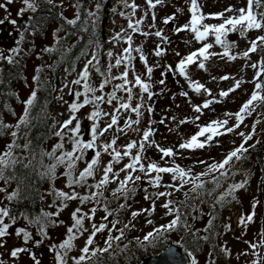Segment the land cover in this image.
Listing matches in <instances>:
<instances>
[{
  "label": "snow or ice",
  "instance_id": "1",
  "mask_svg": "<svg viewBox=\"0 0 264 264\" xmlns=\"http://www.w3.org/2000/svg\"><path fill=\"white\" fill-rule=\"evenodd\" d=\"M15 3L16 0H0V11L4 13L0 26L10 25L12 30L8 35L17 37L13 46L0 47V86L6 83L3 65L21 64L20 57L26 52L22 45L28 36L39 41L47 17L59 18L60 24L54 31H51L54 26L49 24L47 35L54 37V41L49 40L50 46L39 49L37 59H43L45 53H58L57 65H60L77 47L70 42L73 37L77 41L87 38V42L75 57V61H83L79 70L75 62H70L60 85L56 86L43 75L45 70L54 71L56 66L38 65L32 83L24 78L23 86L30 89L28 96L22 99L18 93H12L22 105V112L17 114L14 108H8L7 113L0 115V249L5 250L0 251V264H44L42 257L46 255L50 257L47 264H120L122 257L132 255L133 247L144 251L157 249L168 243L173 233L180 235L165 248L167 264H201V258L194 253L205 244L210 248L205 251L204 264H218V257L231 259L234 254L227 243L221 245L213 238L233 231L231 217L217 230L220 211L233 202L240 203L237 193L247 190L253 174L242 165L252 159L258 147H264V0H246L243 6L227 5L221 11L208 13L204 12L203 0H185L187 19L183 24L177 23L183 8L158 16V6H166L165 0H144L143 8L137 0H116L117 7L112 8V13L125 20L126 26H120L119 31L113 29L107 41L112 47L107 50L96 38L103 0H68L67 3L66 0H21L22 6L13 16ZM69 7L73 10L71 17L66 15ZM138 12L142 14L138 16ZM158 19L162 25H171L168 32L158 27ZM253 32L257 35L250 38ZM169 33L177 38L187 33L190 39L184 43L195 42L199 46L182 54L172 47L174 41ZM137 35L157 38L149 53L158 58L154 63L142 45L135 46ZM233 35L237 39H230ZM239 40L246 41L244 50H238ZM120 45L124 46L116 51ZM38 47L33 42L28 50L36 53ZM170 49L178 59L174 64L162 63ZM215 58L243 61L241 72L251 69L253 77L245 80L243 76L221 75L219 80H232L233 84L227 90H220L218 99L212 89L192 75L194 69L209 72L210 62ZM137 60L143 71L137 68ZM157 69L158 80L153 79ZM93 73L100 78L98 84L93 82ZM170 75L182 89L184 85L177 77L185 82L188 90H181L178 95L185 98L194 115L153 120L156 99L171 91ZM211 80L217 77L211 75ZM245 83H251L253 88L237 111H225L223 118L198 123L206 112L215 115L214 105L221 104ZM44 87L50 93H59L55 99L66 106L59 113V116L67 114L65 119H57L45 106H38V94ZM157 87L159 91L154 90ZM190 91L202 97V102L194 103ZM65 94L71 100H66ZM176 98L177 94L173 93L171 99ZM3 107L0 105V109ZM145 113L147 127L141 129L139 125ZM8 114L16 119L7 120ZM253 117L249 127L246 120ZM169 119L176 123L177 129L194 124L196 131L181 137L173 146H164L156 141L158 129L153 125L168 127ZM38 121L46 124L48 137L56 138L51 150L41 146L43 139L36 140L34 129ZM242 125L248 130H241ZM168 131L173 129L168 127ZM129 133H136L138 139L118 144ZM229 135L239 137L241 142L237 145L233 140V146L220 159L196 157L190 165L178 162L195 157L198 151L220 147L221 138ZM149 149L159 154V160L147 156ZM104 156L108 157L106 162ZM259 171L264 173V168ZM239 174L244 178L225 187L226 182ZM165 176L169 178L167 181ZM259 179L264 182V175ZM59 180H63L62 187L57 186ZM42 183L47 184L43 191ZM220 189L223 190L218 192ZM140 193L148 207L134 208L140 202L137 199ZM49 198L47 209L41 206L35 215L19 210L25 201L38 200L43 205ZM73 202L76 206L71 209L69 220L61 219ZM158 205L166 219L159 225L154 219ZM261 206L264 204L252 197L250 210L238 217L241 235L235 238L246 245L235 254L241 264H264V227L253 239H244L249 225L256 223L257 208ZM140 218H144L145 226L151 230L129 239L130 232L143 231L138 229ZM21 220L23 224L19 223ZM201 220L205 226L196 227L193 222ZM60 227L64 228L62 238L55 240L52 230ZM13 239L19 243L9 247ZM80 240L83 244L78 246Z\"/></svg>",
  "mask_w": 264,
  "mask_h": 264
},
{
  "label": "rangeland",
  "instance_id": "2",
  "mask_svg": "<svg viewBox=\"0 0 264 264\" xmlns=\"http://www.w3.org/2000/svg\"><path fill=\"white\" fill-rule=\"evenodd\" d=\"M137 2L141 5L142 8L144 7V0H137ZM245 2H246V0H203V3L205 4L204 12L205 13L218 12V11H221L227 5H235L236 7H240V6H243ZM165 5L166 6H163V7L158 6V8H159L158 16L159 17H163L165 14H171L178 8H183L184 11L181 13H178L179 19H178L177 23L183 24L186 21V19H187V4L185 3V0H165ZM66 14L69 17H71L73 15V10L70 7L67 8ZM141 14L142 13L138 12L137 15L139 16ZM113 20H115V22H116L115 24H113ZM146 24H147V21H146ZM157 24H158V27H163L166 32H168V29L171 27V25H162V23L160 22L159 19L157 21ZM53 26L54 27L51 29V31L54 30L56 27L55 25H53ZM109 26H110V35H111L113 29H115L116 31H119L120 26H126V21L123 20L121 17L117 16L116 18L111 20ZM169 35H172V38L174 41L172 47L179 50L182 54H187L190 50H193L195 47L199 46V45L195 44V42H193L192 44L184 43V40L190 39V37L187 33L180 34L182 38H177L172 33H169ZM255 35H257V33L253 32V33L249 34V37L253 38V37H255ZM156 39L157 38H151V37L150 38H144L142 36L137 35L134 37V42H135V46L142 45L144 47L145 53L149 54L150 49L153 48L154 42L156 41ZM233 39H237V37L235 36ZM49 40H53V37L46 35V37L44 39L36 41V43H38V45H39V47L36 50V53H33V52L28 50L30 52V58L28 60L27 69L25 72V77H27L28 83H32L31 77L34 75L35 69L40 62V59L36 58V54L39 53L40 48L49 46V44H48ZM123 46L124 45L118 46V51ZM246 47H247L246 41L239 40V49L238 50H244ZM215 50L219 51V49H215ZM256 58L257 57L255 55L252 57L253 60H255ZM156 59H158V58H155L149 54L150 62L154 63ZM177 59L178 58L172 54L171 49H170L167 58L165 60H162L161 62L174 64ZM135 63H136L137 68L140 71H143L142 64L138 60ZM243 63L244 62L240 61V60H238L236 62H227V61L221 60L219 58H215L213 61L210 62L209 72L206 73V72H202L198 69H194L192 71V75L195 79H198V80H200V82L205 83L210 89H212L213 94L216 95L218 99H220L218 97V92L220 90H227L228 87L233 84L232 80H229V81L219 80V77L221 75L229 74V75L235 76L236 78H240L241 76H243V78L245 80H251V78L253 77L254 73H253V70H251V69H245L243 72H241V67H242ZM82 66H83V64L80 66V68ZM120 70H122V69H120ZM159 72H160L159 69H157L154 72L153 79L158 80L160 78ZM211 75H215L217 77V80H215V81L211 80ZM72 78L73 77H71L69 79H72ZM92 79H93L94 83H97V84L99 83L100 78L97 74L93 73ZM177 79H180L181 85H184V88L182 89L179 85H177L175 83V81L171 78V75L169 76L168 88L171 89V91L167 95L160 96L156 99V104H155L156 112L152 115L153 120L159 121V119L162 116L171 117L172 115H175L178 118H183V117H191L194 115L191 111L190 106L185 102V98L180 97L178 95V93L181 90H188L187 86H186V84L182 78L177 77ZM24 84H25V82L24 83L19 82L15 86L16 90L18 91V94L20 95V97L22 99L26 98L30 92L29 88L23 86ZM252 88H253V85L251 83H245L241 89H238L235 93L231 94L229 98L224 99L221 104L214 105V107L216 109L215 115H213V113H211V112H206V114L201 117V120L198 123H204V122L208 121L209 119L215 118V117L223 118V113L225 111H229V112L237 111L239 109V107L241 106V104L245 100L248 99V96L251 93ZM154 90L159 91V88L157 87ZM66 92H67V90H65V93ZM173 93L177 94V98L175 100L171 99V95ZM190 96L193 98L194 103L202 102V97L196 96L194 93H191V91H190ZM65 99L71 100V97H69L68 95L65 94ZM177 104L180 105L179 108L176 107ZM12 105L15 108V111L17 112V114H20L22 112V105L20 104L19 101H12ZM105 107L107 109V106H105ZM65 108H66V106L62 105L60 102L58 105H56L53 108V112H54L55 117L57 119L63 120L66 118L67 114H65V116H59V113L63 112L65 110ZM133 118H135L134 115H133ZM15 119H16V117L7 116V120H9V121H12ZM122 123H123V121H122ZM166 123H167L168 127H171L173 129V131H171V132L168 131V127L162 126L158 123L153 125L154 128L158 129L156 136H155L156 141L158 143L164 145V146H169V147L173 146L174 144H177L179 142V139L181 137L186 138L187 136H189L190 134H192L196 131L194 124L181 125L177 129L176 123L174 121H171L169 119ZM246 123H247V120H246ZM139 127L141 129H144L147 127V113H145V118L142 119ZM241 130L247 131V129H245L243 125L241 127ZM133 135H134V133H129V136L121 137V139L118 141V144H120V145L125 144L129 139H132ZM221 140H222V143H221L220 147H218V148L213 147V148L206 149L204 151H198L196 153L195 157H192L191 159H187V160L181 159V160H178V162H180L181 164L190 165L192 162V159H195L196 157L208 159L209 156H213V157H216V159H220V157L225 153V151L230 149L233 146V144H232L233 140H235V143L237 145L241 142L240 138L235 136V135H229L226 137H222ZM55 143H56V138H54L52 141L47 143L46 149L51 150L52 145H54ZM147 156L153 160H159V154L152 149L148 150ZM103 159L106 162L108 157L104 156ZM82 166L83 165H81V167ZM167 178L168 177L166 176L165 181H167ZM241 179H243L242 175H237L234 177V180H230V181L226 182L225 187H227V185L232 183V182H239ZM57 186L62 187L63 186V180L57 181ZM222 190L223 189H220V190H218V192L222 191ZM178 195L180 196V194H178ZM237 195H238L239 200H240L239 204L233 202L232 204L228 205V207L226 209H223L220 211L219 216L223 220H225L226 222H228V217H231L230 222L232 223L233 231L222 234L219 242L222 245L224 243H227L228 247H230L232 249V252L234 255L231 259L226 258V259L222 260L219 264H241L240 261H237L235 259V254L246 248V245L244 243H242L241 241H238L235 238L236 236L241 235V229L237 226V224H238L237 218L241 215L242 212H248L250 210V201H251L252 197H257L256 185L255 184L252 185L251 189H249V190H241L239 193H237ZM137 199L140 202L138 204H134V208L148 207V204L142 199L141 196L138 197ZM50 202H51V198L44 201L43 207L45 209H47V205ZM75 206H76V203L73 202V204L70 206V209L66 210L62 214L61 219L69 220L70 211ZM162 214H163V210L160 209L159 205H158L157 206V212H156L155 217H154L157 225L166 222V219L163 218ZM100 215H102V213ZM262 217H264V207L263 208L258 207L257 208L256 223L249 225V227L247 229V235L244 236V239H253L256 236L258 230L260 228H262V226H263ZM139 228H143V231L135 230V231L131 232L132 237L142 236L145 232L151 230L150 227L145 226L144 218H140L139 224H138V229ZM52 231L55 233L54 239L59 240L62 238V233L64 232V228L60 227V228H56ZM98 239H100V237H98ZM13 242H14V239L9 241V247H11V244ZM82 244H83V240L78 241V246L82 245ZM42 248H43V246H42ZM0 250L5 251L3 249H0ZM73 254H77V253L74 252ZM49 259H50V257L47 255L42 257L44 264H47V261ZM24 260L27 261V258L25 257Z\"/></svg>",
  "mask_w": 264,
  "mask_h": 264
},
{
  "label": "trees",
  "instance_id": "3",
  "mask_svg": "<svg viewBox=\"0 0 264 264\" xmlns=\"http://www.w3.org/2000/svg\"><path fill=\"white\" fill-rule=\"evenodd\" d=\"M67 2H68V0H66V3ZM103 3H104V7L102 8L101 13H100L99 27L96 29V38L104 44L105 50H107L108 48L112 47V45L107 43L108 39L110 38V26L109 25H110L111 20L116 18L118 15H114L112 13V8L117 7L116 0H103ZM49 24L59 26L60 20H59V18H57L55 16L47 17L45 19V22H44L42 33L39 36V40L44 39L46 37L48 31H50V29L48 27ZM54 30H52V31H54ZM234 37H235V35L231 36L230 39H233ZM35 40H36V37H33V36H28L26 38L25 45H26L27 55L25 57L24 68L19 71L18 66H13L14 69H11V70L8 69V71L5 70V72L3 73V77L6 81V83L4 85L0 86V105L4 106L2 109H0V115H4L5 113H7L8 108H14L12 105V101H18L15 99V97L12 95V93H18V91L15 88L17 83H19V82L24 83L25 82V79H24L25 78V72L27 69L28 60L30 58V52L28 51V49H30V46L33 44V42H35ZM53 41H54V37H53ZM70 42L75 43L77 45V47H75L73 49L72 53L69 54V59L65 60L62 64L57 65V61L59 60V54L58 53H52V54L45 53L43 55V59H40V62L38 64V65H40V64L49 63V64H53L56 66L54 71L45 70V72L43 74L44 77H47L48 79H50L56 86L60 85V81L64 78V69L66 67H68V64L70 62H75L77 70H79L80 66L83 64L82 60L81 61H75V57L79 55L82 47L86 44L87 38L84 41H77L76 38L73 37L70 40ZM115 50L118 51V47ZM114 71H117V70H114ZM35 74H36V72L34 73V75ZM69 78H71V77H69ZM58 94L59 93H50L47 87L41 88V90L38 94V106L39 105L45 106L47 111L53 117H55V114L53 112V108L59 104V102L55 99V96ZM38 112H39V108H37V114H38ZM7 116H11V115L10 114L6 115V117H5L6 119H7ZM253 119H254V117L247 119V124L249 125V127L251 126ZM48 123H50V121H48ZM34 133H35V137H36L37 141H41V139H43V143L41 146L45 149H46L47 143L52 141L55 138V137H48L46 135V124L39 123V121L37 122V128L34 129ZM132 139H138V136L136 133H134ZM262 160H264V147H258L257 150L254 153H252V159L249 160L244 165H242V167L247 168V169H251V171L253 173L252 176L250 177V181H249V185H248L247 190L251 189L252 185L255 184L256 185L257 198L262 202V204H264V191L261 190V188L264 187V182H262L259 179L260 176L264 175V173L259 171L260 168H264V163H261ZM239 175H242V174H239ZM242 177H243V175H242ZM165 179H166V176H165ZM167 180H168V178H167ZM44 185L45 184H43V183L40 185L42 191H43ZM142 195L143 194L140 193L137 196V198L140 196L142 197ZM177 196H179V195L177 194ZM180 198H182V197H180ZM41 206H43V205L38 200H33L30 203L28 201H25L23 204H21L19 206V210H21V211L26 210L27 212L35 215L39 212ZM203 207H204L205 212H207L209 210L206 205ZM263 207L264 206H261V208H263ZM225 222L226 221L223 220L219 216V219L217 222V230L218 231L223 228V224ZM262 222H263L262 227H264V217H262ZM193 223L196 227L205 226L204 220H201L198 222L194 221ZM179 235H180L179 233L171 234L170 240L168 243H170L172 241H174V242L177 241L179 239ZM128 236H129V239L133 238L131 235V232L128 234ZM220 237L221 236L214 237L213 239L215 242H218L220 244V242H219ZM168 243H165L163 246H161L157 249H149L148 251H144L142 249L137 250L136 247H133L132 248V255L122 257L120 259V264H137L143 257H145L147 255H151V254H157L158 252H160L162 249H164L168 245ZM209 248H210V245L205 244V245H203L202 248L197 249L196 252L194 253L199 258H201V264H204L203 258L205 256V251ZM224 259H226V258L218 257V264Z\"/></svg>",
  "mask_w": 264,
  "mask_h": 264
},
{
  "label": "flooded vegetation",
  "instance_id": "4",
  "mask_svg": "<svg viewBox=\"0 0 264 264\" xmlns=\"http://www.w3.org/2000/svg\"><path fill=\"white\" fill-rule=\"evenodd\" d=\"M21 6H22V5H21V0H16V3L13 5V8H12L13 16L15 15V10L18 9L19 7H21ZM3 15H4V13H3L2 11H0V17H2ZM21 23H23V21H21ZM0 27H2V31H0V47L7 48V47H10V46H13L14 40H15L17 37H16L15 35H13V36H9V35H8L9 31L12 30V29H11V26L8 25V24H5L4 26H0ZM36 41H37V40H35V42H36ZM22 46L26 48L25 43H24V45H22ZM26 55H27V51L25 52L24 55H22V56L20 57V59H21V64L18 66L19 71L22 70V69L24 68V63H25V57H26ZM3 66L5 67V70H6V71H8V69H9V70L14 69L13 66H8V65H3ZM45 188H47V184L44 185L43 190H44ZM19 223H20V224H23L24 222H23V220H21ZM14 243H19V241H17V240L14 239V242H13L12 244H14ZM12 244H11V246H12ZM0 251H1V250H0ZM36 251H40V250H36Z\"/></svg>",
  "mask_w": 264,
  "mask_h": 264
},
{
  "label": "water",
  "instance_id": "5",
  "mask_svg": "<svg viewBox=\"0 0 264 264\" xmlns=\"http://www.w3.org/2000/svg\"><path fill=\"white\" fill-rule=\"evenodd\" d=\"M167 246H169V244ZM165 248L155 255H147L143 257L138 264H167V259L164 255ZM177 248L181 252V254H183V250L179 249L178 245Z\"/></svg>",
  "mask_w": 264,
  "mask_h": 264
}]
</instances>
